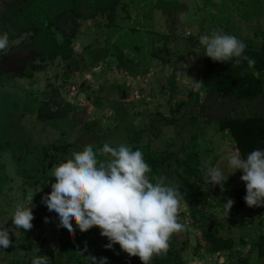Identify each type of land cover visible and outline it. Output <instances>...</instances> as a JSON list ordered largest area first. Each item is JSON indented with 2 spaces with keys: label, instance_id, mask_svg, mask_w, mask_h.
<instances>
[{
  "label": "rangeland",
  "instance_id": "1",
  "mask_svg": "<svg viewBox=\"0 0 264 264\" xmlns=\"http://www.w3.org/2000/svg\"><path fill=\"white\" fill-rule=\"evenodd\" d=\"M36 1L62 18V29L52 26L41 31L30 14L15 24L1 17L2 13L22 16L24 8ZM85 1L0 0V35H8V45L0 51V226L9 230L12 239L10 247L0 249V264H31L34 255H47L48 264H90V255L107 257V264H142L119 244L105 248L109 241L98 227L81 232L73 221V234L57 227V214L41 201L54 183L53 166L87 145L94 151L101 148L95 132H104V143L112 146L127 144L154 156L170 155L157 170L149 165L147 175L165 176L188 194L179 218L187 230L173 234L167 254L151 264H177L178 255L185 264H264V206L232 207L227 214L210 186L192 170L196 159L203 166L214 161L213 167L235 178L232 188L244 184L241 170L228 163L231 154L244 155L222 121L247 116L251 110L264 114V95L245 100L209 89L201 73L205 48L195 38L213 31L235 35L246 43L247 56L255 58L264 52V0H170L179 5L166 10L161 4L166 0H149L147 9L142 7L146 1L88 0L95 19L82 20ZM107 16L131 29L132 20H137L144 36L137 38L141 55L133 63L101 57L104 42L117 40L116 34L106 37L102 31ZM67 29L70 43L65 42ZM18 32L19 36L10 37ZM90 48L96 51L91 53ZM127 52L139 54L133 49ZM73 54H81L84 60L75 55V62L89 67L72 70L68 64ZM232 61L235 64V58ZM235 66L230 69L238 73L250 70L247 61ZM197 81L200 88L193 91ZM231 81L235 80L221 81L218 87L227 89ZM68 93L80 95L78 100V95L73 97L78 105L73 120L61 117L66 106L57 103ZM73 122L79 124L74 130ZM27 191L36 192L32 223L38 226L24 231L12 224L11 217ZM212 234L233 246L211 252ZM37 247L39 253L34 252Z\"/></svg>",
  "mask_w": 264,
  "mask_h": 264
},
{
  "label": "clouds",
  "instance_id": "2",
  "mask_svg": "<svg viewBox=\"0 0 264 264\" xmlns=\"http://www.w3.org/2000/svg\"><path fill=\"white\" fill-rule=\"evenodd\" d=\"M199 42L205 48L204 54L214 62L235 58V64L239 65L247 61L252 75L259 78L255 59L244 54L247 45L235 35L213 31L211 35H201ZM7 45L8 35L4 33L0 35V51ZM200 83L197 81L193 91L199 90ZM71 157L52 167L55 182L51 183V191L41 197L48 211L57 214V227L66 228L69 234L75 232L73 221L81 232L98 227L100 235L109 241L105 248L119 244L129 257H139L142 264H151L155 257L166 255L170 237L187 230L179 222L185 196L180 185L165 176L150 179L147 174L151 168L141 150L133 151L127 144L113 147L105 142L95 151L92 145H87ZM228 163L243 172L240 179L246 185L243 199L247 206H264V150L255 149L246 159L235 152L228 157ZM201 171L208 183L220 185L223 191L227 176L218 167L208 164ZM35 193L29 191L15 206L11 217L12 224L24 231L33 227ZM234 203L231 198L224 203L227 214ZM11 244L9 230L0 226V249H7ZM34 252L39 253L40 248ZM87 258L90 264H107V257L97 259L90 255ZM31 264H48L47 255H34Z\"/></svg>",
  "mask_w": 264,
  "mask_h": 264
},
{
  "label": "trees",
  "instance_id": "3",
  "mask_svg": "<svg viewBox=\"0 0 264 264\" xmlns=\"http://www.w3.org/2000/svg\"><path fill=\"white\" fill-rule=\"evenodd\" d=\"M163 1V0H162ZM168 2L161 3L163 4L165 10L166 8H172L178 4V1L174 3L173 1L166 0ZM85 7L83 8L82 13L85 16H89L93 12V5L85 1ZM168 4V6H167ZM93 6V7H92ZM10 14V13H9ZM31 15L32 21L38 29L40 28L41 31H46L50 29L52 26H57V28L62 29V18L58 17L54 14L47 4L42 1H36L28 6H26L23 10L22 16L19 15L15 17V15H11L7 17L6 13H2L1 17L5 20H11L10 22H14V24L18 21L21 22L23 19L25 20L26 15ZM82 15V16H84ZM21 33V32H20ZM19 32L16 34L11 35L13 39L20 34ZM71 31L67 29L65 31L66 38L65 42L70 43L71 41ZM196 40L199 35H196ZM193 47V44L190 45ZM205 52V51H204ZM247 49H245V55H248ZM118 57L122 59L123 54H117ZM255 70L260 73L259 78H256L252 75V69L248 72H240L238 73L237 70H231V67H236L232 60L229 62H214L211 58L207 57L204 54V62L206 63L205 67L202 69V82L211 90L218 89L220 91H224L230 95L235 97H243L245 100H255L256 98L260 100V98L264 95V52L257 54L255 56ZM244 70V69H243ZM217 74H219V79H217ZM235 80L231 81V85L229 88H219L218 85L221 84L220 82H224L225 80ZM240 80V81H239ZM223 127H229L232 130L233 136L235 138L236 143L240 146V150L242 151L244 158L246 159L247 155L255 150V149H262L264 150V114L257 110H251L247 116H235L232 120L224 119L222 121ZM91 132V131H90ZM94 133V132H93ZM104 132H95L94 135L100 141V147L102 148L104 140L102 138ZM112 146V145H111ZM115 147V146H113ZM133 151L139 149L143 153V157L145 162H147L154 170L159 169L162 167L169 159L170 155L164 154L159 156H154L150 152L143 151L140 147H133ZM211 166L214 165V161L210 163ZM202 164H200L199 160L196 159L195 163L192 165V170L194 171L195 176L198 180L202 183H208L205 179L204 173L201 171ZM243 175V172L241 170ZM150 179L151 176H149ZM53 182H55V178L51 176ZM235 181V178L230 176L224 182L223 186L228 187L227 190H223L219 196L213 195V198L217 200L218 204L224 207V203L231 198L235 201L232 207H239L247 205L244 201V196L246 195V185L245 182L242 186H237V188H232V183ZM34 182V181H31ZM154 182V181H153ZM193 187L194 184H191ZM220 186V185H219ZM29 191H27L28 194ZM213 194V193H212ZM188 195V194H185ZM37 224L33 225V229H37ZM211 242V252L213 251H222L230 249L233 246L232 241H227L218 235H211L210 236ZM264 242V237L261 240V243ZM175 253V250H173ZM177 252V251H176ZM264 252V251H263ZM262 252V254H263ZM179 258V259H178ZM177 264H185V262L181 259L178 255Z\"/></svg>",
  "mask_w": 264,
  "mask_h": 264
},
{
  "label": "crops",
  "instance_id": "4",
  "mask_svg": "<svg viewBox=\"0 0 264 264\" xmlns=\"http://www.w3.org/2000/svg\"><path fill=\"white\" fill-rule=\"evenodd\" d=\"M138 1H139V4L146 1L142 4V7H145L146 9H147V7L150 8L149 0H138ZM145 5H147V6H145ZM148 14L150 15L149 12H148ZM85 19L94 20L95 16H92V15H89L88 17L82 16V20H85ZM107 21H109L110 24H108L109 22H104V25L102 26V31L104 32V34H106V37L111 36L113 33L116 34L117 40L111 42V40L109 39V41L104 42L105 43L104 45H106V46L102 47L104 51H103V54L101 57L103 58V56H108V57L113 56L115 58H118L117 54H123V57H122L123 61H127L130 64L133 63V60L135 59V57H137L138 55H141L139 53L141 50L138 48V45H137V42H138L137 38H140V37L142 38L144 36L143 33L141 31H139V29L137 28L139 26L137 20H135V18L132 20V23L134 24L132 26V29L128 28L126 26V24L118 23L114 17L108 18V16H107ZM128 25L130 26V24H128ZM124 27H126V28H124ZM240 37H242V39H244L243 36H240ZM90 49H94V50H89V51H91V53H94L96 51V48H90ZM128 49H133L135 52L137 51L139 54L132 56L131 53L127 52ZM71 50L73 51V49H71ZM73 55H74L73 56L74 58H70V62H69L70 64H68L69 67L72 68V70H74L75 72H78L79 68L81 69L84 67L85 68L89 67V65H86V64L83 66V64L80 62V60H79V62H77V61L75 62V60H78L75 57V55L77 56V54H73ZM79 55H81V54H78L77 57H81ZM58 56L63 57L62 55H58ZM97 56H98V54L95 55V58H97V61H98L100 56L99 57H97ZM81 58L83 61L84 57L82 56ZM84 62H86V61H84ZM76 95H78V94L68 93V94L64 95V98L61 97L60 100H57L58 104L62 103L63 106H66V110L61 111V117H63V118L68 117L70 120L74 119L73 117L71 118V115H74L73 113L78 106V105H75L76 104L75 102L80 97V95H78L77 99L75 100L73 97ZM69 101L73 102V104H71ZM68 107H71L70 111H69V109H67ZM75 125H79V124H75L73 122L72 130L75 129L74 128ZM64 133H66V132H64Z\"/></svg>",
  "mask_w": 264,
  "mask_h": 264
},
{
  "label": "water",
  "instance_id": "5",
  "mask_svg": "<svg viewBox=\"0 0 264 264\" xmlns=\"http://www.w3.org/2000/svg\"><path fill=\"white\" fill-rule=\"evenodd\" d=\"M209 186H210V189H211L213 195H215V196H219L220 195L221 188H220L219 185H214V184L210 183Z\"/></svg>",
  "mask_w": 264,
  "mask_h": 264
}]
</instances>
